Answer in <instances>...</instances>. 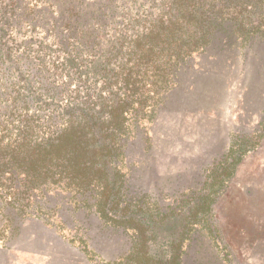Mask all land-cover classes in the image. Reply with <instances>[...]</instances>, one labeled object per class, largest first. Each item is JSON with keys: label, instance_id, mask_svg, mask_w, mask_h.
Instances as JSON below:
<instances>
[{"label": "trees", "instance_id": "obj_1", "mask_svg": "<svg viewBox=\"0 0 264 264\" xmlns=\"http://www.w3.org/2000/svg\"><path fill=\"white\" fill-rule=\"evenodd\" d=\"M30 1L39 12L0 7V42L13 22L49 43L35 65L0 44L1 217L41 222L94 264H185L202 240L229 264L216 206L264 139V111L255 130L230 135L201 182L171 195L140 189L129 153L194 59L259 55L264 0ZM91 220L126 250L102 258Z\"/></svg>", "mask_w": 264, "mask_h": 264}, {"label": "rangeland", "instance_id": "obj_2", "mask_svg": "<svg viewBox=\"0 0 264 264\" xmlns=\"http://www.w3.org/2000/svg\"><path fill=\"white\" fill-rule=\"evenodd\" d=\"M12 2L9 11L18 7L19 13L27 14L33 7L34 14L39 12L30 0H0V7ZM12 25L7 26L11 30L0 42L4 51L27 57L32 65L38 60L44 62L49 43L41 42L43 33L22 23ZM257 52L258 56L248 54L245 60L226 53L193 60L189 75L171 93L168 106L154 120L151 131L149 125L147 131L142 130L146 135L131 145L129 155L137 166L134 177L140 189L171 195L195 187L202 180L203 169L225 152L232 133H250L257 128L264 111V48ZM18 88L22 82L11 86V96ZM8 105L15 103L11 100ZM146 140L150 144L147 149ZM216 215L229 264H264V139L243 159L217 203ZM90 222L95 249L102 258L109 260L126 250L124 238L103 235L96 222ZM184 263L224 261L202 240L188 251ZM0 264L94 263L41 222L25 215L21 220L0 215Z\"/></svg>", "mask_w": 264, "mask_h": 264}]
</instances>
